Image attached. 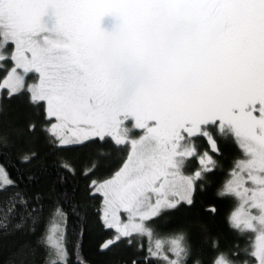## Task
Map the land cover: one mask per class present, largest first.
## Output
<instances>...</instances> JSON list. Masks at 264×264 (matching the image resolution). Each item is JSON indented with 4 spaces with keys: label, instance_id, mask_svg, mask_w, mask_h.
Masks as SVG:
<instances>
[{
    "label": "snow or ice",
    "instance_id": "6c2138e0",
    "mask_svg": "<svg viewBox=\"0 0 264 264\" xmlns=\"http://www.w3.org/2000/svg\"><path fill=\"white\" fill-rule=\"evenodd\" d=\"M105 15L127 27L116 72L99 57ZM13 108L28 119L0 130V154L32 165L43 141L56 180L41 188L0 164V237L15 238L5 264L42 252L44 264H91L85 240L140 253L145 237L130 264H264V0H0V114ZM217 171L216 197L236 201L225 226L255 233L250 247L191 231L196 189Z\"/></svg>",
    "mask_w": 264,
    "mask_h": 264
},
{
    "label": "trees",
    "instance_id": "16d2710c",
    "mask_svg": "<svg viewBox=\"0 0 264 264\" xmlns=\"http://www.w3.org/2000/svg\"><path fill=\"white\" fill-rule=\"evenodd\" d=\"M117 22L116 18L112 15H108L107 21L104 22V25L107 26L105 28V32H111L113 29L114 24ZM101 25V22H100ZM101 28V27H100ZM8 117L9 120L4 121L3 117ZM14 118L11 117L10 111L6 114H0V130L10 129L14 127H22L24 123L21 124H14L12 120ZM42 143L37 146L36 144L33 146L35 150L39 153L38 159L33 161L32 165H22L18 162V157L16 153L7 152L0 154V164H4L7 168L9 173L11 174L13 179H17L19 176L23 175V177H27L30 172L36 173L39 176V186L41 188H47L50 186L55 180V171L51 167L53 163V157L47 154V148ZM221 148L224 149V144L221 143ZM201 149H208V145L206 142L203 143ZM3 150L0 149V152ZM209 151V150H208ZM226 156L230 157V154L225 149ZM211 154V152H210ZM72 155V154H68ZM214 155V154H213ZM224 159V158H221ZM85 157H80V163H83ZM230 162V158L225 160L223 172L226 174L228 169V163ZM40 168H48L49 174L48 175H41L39 172ZM196 166L191 168V171H194ZM225 178L224 175L221 174L220 171L213 176L214 183L206 184L204 191H201L199 188L196 189L195 197H196V207L192 210L191 213H188V219L191 222V231L192 233L199 232L200 224H206L208 229L213 235H217L220 237V247L223 250L235 251V245L239 243L241 247L251 245V234L248 232L244 237L238 238L234 232L228 231L225 226V220L228 214L233 210L236 206V201L232 199H220L217 198L216 188L217 185L223 181ZM69 195L72 194V186L68 184L67 186ZM3 196V193H0V197ZM210 206H213L217 209V212L214 216L207 215L205 211L202 209H208ZM182 215V214H181ZM72 229L73 224L69 221L68 225V248L71 251L73 246V236H72ZM165 233H162L164 235ZM14 237H8L7 239L0 237V264H5L6 259L9 256V249L12 247V242L14 241ZM139 244L143 245V251L137 253L134 251L133 247L121 246L118 249H114L112 252L97 254L96 251L92 248L90 242L85 240L84 246L82 249L84 257L91 262V264H124V262H128L130 264L131 260L136 258L138 255H143L147 253V239H142L138 242ZM47 253L42 252L41 255L37 258L38 264H44V259ZM211 251L208 252V257H211ZM72 259L74 260L75 257L73 256Z\"/></svg>",
    "mask_w": 264,
    "mask_h": 264
},
{
    "label": "clouds",
    "instance_id": "9594fccd",
    "mask_svg": "<svg viewBox=\"0 0 264 264\" xmlns=\"http://www.w3.org/2000/svg\"><path fill=\"white\" fill-rule=\"evenodd\" d=\"M127 35L126 25L118 21L114 24L111 32H107V35L99 43V57L102 65L110 72H116L121 65V52L119 48L118 37H124ZM166 39L171 44H177L178 40L175 34L168 33Z\"/></svg>",
    "mask_w": 264,
    "mask_h": 264
},
{
    "label": "rangeland",
    "instance_id": "374dc122",
    "mask_svg": "<svg viewBox=\"0 0 264 264\" xmlns=\"http://www.w3.org/2000/svg\"><path fill=\"white\" fill-rule=\"evenodd\" d=\"M107 17H108V15H105V16L101 17V20H100L101 25H100V27H101L102 30H105V28L107 27V26L104 25V22L107 21ZM54 20H55V18H54V16H52L51 11H49L48 14H46L44 17H42V22H43L47 27H49V28H50V27L52 26V24L54 23ZM9 111H10V113H11V117L14 118V119L12 120V123H14V124H16V125L21 124V123H24V122L27 121V119H28L27 114L25 113V111H24L23 109H16V108H13V109H11V110H9ZM3 119H4V121L9 120V118H8V117H5V116L3 117ZM41 143H42L41 141H38V142H36L35 144H36L37 146H39ZM204 150H205V149H201V151H204ZM194 166H196V168L193 169L194 171L197 170V169L200 167L198 161H195V160L191 161V162L189 163V165H188V169H187V171H188V172H194V171H191V168H193ZM249 233H250L251 236H252V238H251V242H250V243L252 244V243H254L255 233H252V232H249ZM143 239H147V238L145 237V238H143ZM148 246H149V241H148V239H147V249H148ZM250 246H251V245H250Z\"/></svg>",
    "mask_w": 264,
    "mask_h": 264
},
{
    "label": "flooded vegetation",
    "instance_id": "af4514ba",
    "mask_svg": "<svg viewBox=\"0 0 264 264\" xmlns=\"http://www.w3.org/2000/svg\"><path fill=\"white\" fill-rule=\"evenodd\" d=\"M208 150H209V152H211V149L210 148H208Z\"/></svg>",
    "mask_w": 264,
    "mask_h": 264
}]
</instances>
